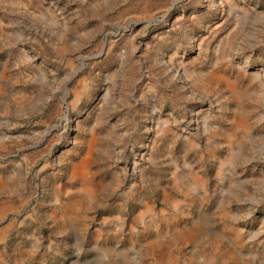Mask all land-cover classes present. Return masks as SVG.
<instances>
[{
  "label": "rangeland",
  "instance_id": "1",
  "mask_svg": "<svg viewBox=\"0 0 264 264\" xmlns=\"http://www.w3.org/2000/svg\"><path fill=\"white\" fill-rule=\"evenodd\" d=\"M0 176V264H264V0H0Z\"/></svg>",
  "mask_w": 264,
  "mask_h": 264
},
{
  "label": "bare ground",
  "instance_id": "2",
  "mask_svg": "<svg viewBox=\"0 0 264 264\" xmlns=\"http://www.w3.org/2000/svg\"><path fill=\"white\" fill-rule=\"evenodd\" d=\"M88 159L87 160H85L83 163H82V165L79 167V172H84V173H86V172H88Z\"/></svg>",
  "mask_w": 264,
  "mask_h": 264
},
{
  "label": "crops",
  "instance_id": "3",
  "mask_svg": "<svg viewBox=\"0 0 264 264\" xmlns=\"http://www.w3.org/2000/svg\"><path fill=\"white\" fill-rule=\"evenodd\" d=\"M5 180H8L7 178H5V177H3V176H0V183H2V182H5ZM5 192V189H2V190H0V193H4ZM1 205H7V201L5 202V201H2V202H0V207H1Z\"/></svg>",
  "mask_w": 264,
  "mask_h": 264
}]
</instances>
